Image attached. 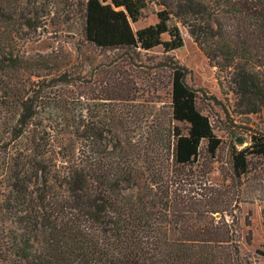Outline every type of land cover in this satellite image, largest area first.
Here are the masks:
<instances>
[{
	"label": "trees",
	"instance_id": "obj_1",
	"mask_svg": "<svg viewBox=\"0 0 264 264\" xmlns=\"http://www.w3.org/2000/svg\"><path fill=\"white\" fill-rule=\"evenodd\" d=\"M37 1L0 0V264H243L233 210L259 200L264 226V133L232 149L230 184L186 175L201 143L213 156L220 139L175 62L171 117L186 122L187 133L175 127L162 155L137 154L112 117L76 118L49 95L48 83L69 80L64 71L45 79L23 52L52 18ZM78 4L84 39L100 48L175 49L184 26L240 112L264 109V0ZM150 4L157 20L134 30Z\"/></svg>",
	"mask_w": 264,
	"mask_h": 264
},
{
	"label": "rangeland",
	"instance_id": "obj_2",
	"mask_svg": "<svg viewBox=\"0 0 264 264\" xmlns=\"http://www.w3.org/2000/svg\"><path fill=\"white\" fill-rule=\"evenodd\" d=\"M79 1L38 0L36 3L43 10H52V18L40 33L25 41L23 52L31 62L42 65L40 73L45 79L64 71L69 80L66 83L45 80L49 84L47 91L51 89L49 95L65 101L73 108L76 118L82 115L89 121H97L112 117L119 125L115 130L132 141L134 151L140 155L146 153L151 159L157 153H165L163 143L169 146L175 127L183 134L188 130L186 122L171 117V64L177 62L186 69L187 84L197 90V107L208 115L220 139L213 156L207 153L203 141L198 160L183 171L215 186L230 184L231 151L247 145L251 133H264V109L256 113L240 112L243 106L236 95L225 81L219 83L215 67L182 25L183 43L171 50H164L162 45L145 50L100 48L90 44L84 39ZM155 8L158 6L150 4L147 15L132 23L133 29L155 22L157 18L152 13ZM263 76L261 69L260 77ZM262 207L259 200L244 201L233 210L243 264H264V256L258 252L264 251ZM229 223L232 226V217Z\"/></svg>",
	"mask_w": 264,
	"mask_h": 264
}]
</instances>
